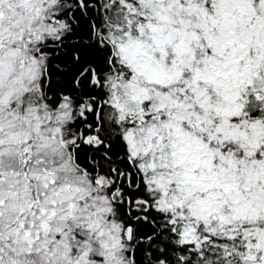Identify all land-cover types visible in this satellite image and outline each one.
I'll list each match as a JSON object with an SVG mask.
<instances>
[{"label": "snow or ice", "instance_id": "6c2138e0", "mask_svg": "<svg viewBox=\"0 0 264 264\" xmlns=\"http://www.w3.org/2000/svg\"><path fill=\"white\" fill-rule=\"evenodd\" d=\"M0 264H264V0H0Z\"/></svg>", "mask_w": 264, "mask_h": 264}]
</instances>
